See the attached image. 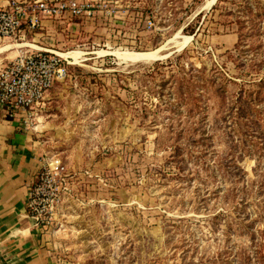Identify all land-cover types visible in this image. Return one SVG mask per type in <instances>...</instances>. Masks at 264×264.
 Listing matches in <instances>:
<instances>
[{"label": "rangeland", "instance_id": "1", "mask_svg": "<svg viewBox=\"0 0 264 264\" xmlns=\"http://www.w3.org/2000/svg\"><path fill=\"white\" fill-rule=\"evenodd\" d=\"M81 1L51 47L79 57L21 117L67 173L51 264H264V0Z\"/></svg>", "mask_w": 264, "mask_h": 264}, {"label": "built area", "instance_id": "2", "mask_svg": "<svg viewBox=\"0 0 264 264\" xmlns=\"http://www.w3.org/2000/svg\"><path fill=\"white\" fill-rule=\"evenodd\" d=\"M93 14L92 5L81 0H7L0 7V37L23 39L26 29L40 28L44 19L90 18ZM27 48L0 67V107L10 117L19 111L23 123L32 128L39 104L50 87L66 77L70 61L52 50ZM66 176L57 157L43 159L26 202V212L35 227L44 230L52 224L67 190Z\"/></svg>", "mask_w": 264, "mask_h": 264}, {"label": "crops", "instance_id": "3", "mask_svg": "<svg viewBox=\"0 0 264 264\" xmlns=\"http://www.w3.org/2000/svg\"><path fill=\"white\" fill-rule=\"evenodd\" d=\"M6 4L7 0H0V7ZM75 26V18L58 17L44 19L40 32L28 29L24 32L32 33L33 40L39 42L34 44L38 49L55 51L51 47L63 49L65 32H73ZM11 47L12 44L0 46V54ZM12 56L0 55V67ZM45 98L46 95L42 106ZM21 117L19 111L10 117L0 107V264H51L49 235L35 227L26 212L28 193L40 161L32 132L22 128Z\"/></svg>", "mask_w": 264, "mask_h": 264}, {"label": "bare ground", "instance_id": "4", "mask_svg": "<svg viewBox=\"0 0 264 264\" xmlns=\"http://www.w3.org/2000/svg\"><path fill=\"white\" fill-rule=\"evenodd\" d=\"M161 49V48H160ZM158 51V50H157ZM79 53V52H78ZM122 53V54H121ZM118 54V53H117ZM157 54V52H150V53H123V52H119L118 56L123 57V58H127L129 61L130 60H134V61H144V60H148V59H152L155 55ZM58 55V54H57ZM60 56V55H59ZM63 56V57H62ZM71 56L75 59L79 57V54H73L71 53L70 55H61L60 57L64 58V59H68L66 57ZM69 61V60H68ZM78 61V60H77ZM74 62V61H73ZM72 62V63H73Z\"/></svg>", "mask_w": 264, "mask_h": 264}, {"label": "trees", "instance_id": "5", "mask_svg": "<svg viewBox=\"0 0 264 264\" xmlns=\"http://www.w3.org/2000/svg\"><path fill=\"white\" fill-rule=\"evenodd\" d=\"M66 69L68 70V65H66ZM261 84H264V82H262Z\"/></svg>", "mask_w": 264, "mask_h": 264}]
</instances>
